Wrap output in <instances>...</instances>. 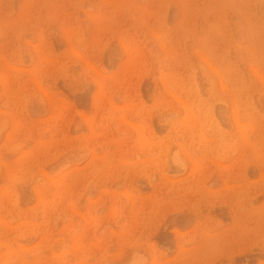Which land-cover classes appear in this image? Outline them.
Wrapping results in <instances>:
<instances>
[{
  "label": "rangeland",
  "instance_id": "obj_1",
  "mask_svg": "<svg viewBox=\"0 0 264 264\" xmlns=\"http://www.w3.org/2000/svg\"><path fill=\"white\" fill-rule=\"evenodd\" d=\"M0 264H264V0H0Z\"/></svg>",
  "mask_w": 264,
  "mask_h": 264
},
{
  "label": "bare ground",
  "instance_id": "obj_2",
  "mask_svg": "<svg viewBox=\"0 0 264 264\" xmlns=\"http://www.w3.org/2000/svg\"><path fill=\"white\" fill-rule=\"evenodd\" d=\"M253 70H255V69H253ZM258 70V69H257Z\"/></svg>",
  "mask_w": 264,
  "mask_h": 264
}]
</instances>
